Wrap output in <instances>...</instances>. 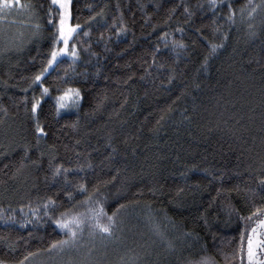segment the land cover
I'll list each match as a JSON object with an SVG mask.
<instances>
[{"label":"trees","instance_id":"16d2710c","mask_svg":"<svg viewBox=\"0 0 264 264\" xmlns=\"http://www.w3.org/2000/svg\"><path fill=\"white\" fill-rule=\"evenodd\" d=\"M14 1L0 18L21 9L38 36L0 50V261L241 264L264 209V0H71L78 58L35 83L59 10ZM101 204L111 234L86 220L51 247L56 219Z\"/></svg>","mask_w":264,"mask_h":264},{"label":"snow or ice","instance_id":"6c2138e0","mask_svg":"<svg viewBox=\"0 0 264 264\" xmlns=\"http://www.w3.org/2000/svg\"><path fill=\"white\" fill-rule=\"evenodd\" d=\"M14 0H0V8H9L13 5ZM54 6H59L61 11L59 12V21L57 24V32L58 35H55L54 44L59 45L60 43L63 44V47H53L50 50V59L47 61V67H45L38 75L35 76L33 83L36 81H41V77L44 76V73L48 71V67H51L54 63L57 62V58L60 57L64 53H69V38L72 36V33L79 27V25H71L69 23L71 12H70V4L71 0H52ZM51 19V15H50ZM72 57L78 55V53L73 50L69 53ZM42 82V81H41ZM48 88L45 86L43 88V93H47ZM43 99V94L36 98L32 104V111L33 113L40 106V102ZM81 99V92L79 88H67L63 91V93L57 97V111L59 112L62 108H67L76 104ZM36 130L44 134L45 129L39 124L38 117H37V125ZM59 172V169H57ZM83 187V185H82ZM259 190L264 192V178H261ZM89 202L91 198L89 197ZM119 207H123L120 205ZM88 212H91V215H88ZM256 212L259 213L261 216H264V209L257 208ZM104 216L107 218V223L101 222V217ZM115 213L112 216H108L107 213L104 211V206L101 204L99 205V211L96 209H88L85 213H76L72 215H68L66 219H56L55 223L61 229L65 230L66 238L58 241H54L51 245L52 248H60L63 249L65 246L71 247L73 246L77 239L78 233L83 231L85 221L90 220L93 231L99 230L101 233H108L111 234L112 226L115 224ZM248 219L247 217L245 218ZM258 226L264 228V219H260L258 221ZM245 240L247 242V260L249 264H252L253 261L258 260L257 256V249L264 247V240L260 238V234L257 231V228L252 229V235L246 237L244 233H241L240 236V247L239 251L241 253V264H243V253L245 251L244 245ZM34 253H28V256H32ZM28 257L26 256L24 259L26 260ZM208 258L205 257L204 260ZM0 264H6L4 261H0ZM23 264V261H21ZM260 264H264V262H260Z\"/></svg>","mask_w":264,"mask_h":264},{"label":"rangeland","instance_id":"374dc122","mask_svg":"<svg viewBox=\"0 0 264 264\" xmlns=\"http://www.w3.org/2000/svg\"><path fill=\"white\" fill-rule=\"evenodd\" d=\"M14 3H15V1L13 2V5H14ZM55 7L59 10V12L61 11V9H59V6H55ZM4 9H6V8H0V10H4ZM70 12H71V4H70ZM23 15H24V13H23ZM23 15H22L21 9L15 10L14 12H12L11 13L12 18L11 17L10 18H11V22L13 25L8 23L9 20H6L5 18H0V50L3 47L11 48V46L14 45V43L18 42L15 39L16 36L21 37L22 42H24V44L21 45L22 43H20L21 46L15 50H18V49L22 50L21 48L28 45L30 42L29 40H31L32 37H34L35 35L38 36L37 24H34V26L29 25L27 22L23 21V19L26 18V16H23ZM20 19H21V21H23V23L20 22ZM69 23L71 25H76V24L72 23L71 17H70ZM79 29H80V25L78 28H76V30L72 33V36L69 38V53H71V51H73V50H75L78 53V47H77V44L74 42V37H75L76 33L79 31ZM54 47H63V44L60 43L59 45H54ZM69 53L62 54L60 57L57 58V61L63 57H70V58H74V59L78 58L79 54L75 57H72ZM53 65L51 67H49V69H51L53 67ZM260 219H264V216H261L260 214H258L254 217L252 229L254 227L257 228V231L260 234V238L262 240H264V228H261L258 226V221ZM251 235L252 234H250V236ZM257 256H258V260L253 261L252 264H260V262H264V247L257 249ZM203 264H213V263L204 262ZM243 264H249V262L247 260V246H246L245 252L243 254Z\"/></svg>","mask_w":264,"mask_h":264}]
</instances>
